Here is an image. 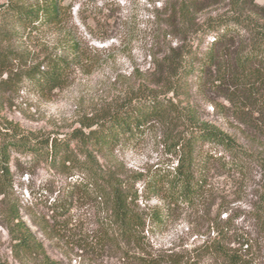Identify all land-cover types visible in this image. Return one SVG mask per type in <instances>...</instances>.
Here are the masks:
<instances>
[{
    "label": "rangeland",
    "instance_id": "obj_1",
    "mask_svg": "<svg viewBox=\"0 0 264 264\" xmlns=\"http://www.w3.org/2000/svg\"><path fill=\"white\" fill-rule=\"evenodd\" d=\"M257 2L262 4L264 0ZM175 3L64 0L59 23L32 35L8 32L0 41L2 47L21 58L13 63L16 71L48 55L68 59L70 69L67 83L51 91L40 92L29 82L1 86L0 124L12 122L27 131L63 137L75 127L100 118L129 95L135 96L144 86L147 91L156 87L161 90L153 74L156 59L170 46L183 42L182 26L171 17ZM7 76L5 73L2 78ZM195 97L204 119L236 132L242 142H247L245 126L224 117L208 101H221L218 95L209 92ZM168 144L162 131L155 129L99 155L105 167L133 185L142 211L166 207L147 189V180L175 163ZM24 165L17 171L13 165V191L0 196V264H170L187 260L224 264L203 247L217 236V224L230 228L232 240L247 235L256 238L245 257L246 264H264V239L258 237L251 213L259 194L256 189L262 183L258 168L246 180L239 174L215 176L210 209L200 203L176 207L164 214L163 225L150 222L140 242L129 244L106 230V203L68 190L75 176L69 177L45 161H26ZM15 214L35 240L32 251L17 246ZM231 246L239 248L240 244L232 241Z\"/></svg>",
    "mask_w": 264,
    "mask_h": 264
},
{
    "label": "trees",
    "instance_id": "obj_2",
    "mask_svg": "<svg viewBox=\"0 0 264 264\" xmlns=\"http://www.w3.org/2000/svg\"><path fill=\"white\" fill-rule=\"evenodd\" d=\"M63 1L0 0V38L10 31L32 35L59 23ZM176 1L171 17L182 26L183 42L170 46L156 59L153 74L161 90L156 87L147 91L143 85L135 96L129 95L100 118L75 127L63 137L27 131L12 122L0 124V196L13 191L15 173L25 168L26 161L48 162L69 177L75 176L68 188L71 193L92 195L108 205L107 231L129 244H138L150 222L163 225L164 214L176 207L200 203L210 209L215 176L239 174L246 180L258 168L262 183L256 189L259 194L251 213L258 237L264 239V3ZM0 44V87L29 82L44 92L67 83L68 59L48 55L16 71L13 63L21 58L2 47L3 41ZM5 73L8 76L2 78ZM209 92L221 99L208 100L214 109L245 126L247 142H242L236 132L201 116L195 95ZM155 129H160L169 142L175 163L147 180V189L166 207L146 212L139 209L137 191L129 180L105 167L99 155ZM15 219L17 246L32 251L36 244L30 230L19 216ZM215 228L217 236L207 241L205 251L224 264H246L245 257L256 238L247 235L232 240L230 228L219 224ZM232 241L240 247L231 246Z\"/></svg>",
    "mask_w": 264,
    "mask_h": 264
}]
</instances>
